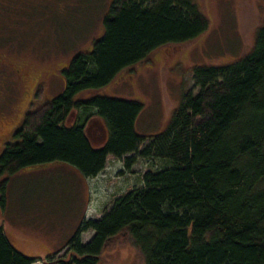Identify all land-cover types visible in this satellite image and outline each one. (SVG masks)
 I'll list each match as a JSON object with an SVG mask.
<instances>
[{"label": "trees", "instance_id": "obj_1", "mask_svg": "<svg viewBox=\"0 0 264 264\" xmlns=\"http://www.w3.org/2000/svg\"><path fill=\"white\" fill-rule=\"evenodd\" d=\"M209 27L200 0H112L103 34L61 71L65 89L28 110L15 139L1 148L0 176L7 177L59 163L96 177L109 156L124 158L127 168L136 154L168 162L145 171L142 186L118 196L100 218H84L47 264H98L109 239L124 230L145 264H264V23L239 59L194 68L198 91L183 95L159 132L137 129L141 100L104 92L150 55ZM93 118L107 128L100 145L86 130ZM38 260L0 226V264Z\"/></svg>", "mask_w": 264, "mask_h": 264}, {"label": "rangeland", "instance_id": "obj_2", "mask_svg": "<svg viewBox=\"0 0 264 264\" xmlns=\"http://www.w3.org/2000/svg\"><path fill=\"white\" fill-rule=\"evenodd\" d=\"M200 1L210 20L208 31L150 55L141 67H133L104 91L132 95L144 103L137 121L141 133L149 135L164 129L183 95L198 91L193 79L196 66L239 59L252 49L257 30L264 23V0ZM111 2L4 1L0 9V55L12 56L27 69L37 70L31 74L37 77V86L28 110H35L65 89L61 71L74 55L88 51L103 34V19ZM21 85L0 62V118H7L0 132L6 131L12 125L9 119L17 118L26 106ZM93 126L98 127L94 122ZM14 139L12 135L8 141ZM1 144L2 140L0 149ZM136 157L132 170L127 169L124 158L109 159L105 169L87 184L73 168L60 163L25 167L11 176H0V198L1 185L7 181L5 205L0 202V226L22 251L39 258L33 264H47V255L66 244L84 218H100L118 196L142 186L145 171L168 166L160 158ZM92 235L93 230L84 232L83 242ZM98 264H145V259L129 231L124 230L109 239Z\"/></svg>", "mask_w": 264, "mask_h": 264}, {"label": "flooded vegetation", "instance_id": "obj_3", "mask_svg": "<svg viewBox=\"0 0 264 264\" xmlns=\"http://www.w3.org/2000/svg\"><path fill=\"white\" fill-rule=\"evenodd\" d=\"M4 1L5 0H0V9L4 7ZM5 55V54H4ZM0 62H2L5 66H7L12 73H14L20 80L21 86L24 87L25 91V101H26V106L23 109V112L21 114L17 115L16 117L8 118L10 121H12V125H9L6 131H1L0 132V140H2L1 148L6 144L9 140V138L14 134L16 129L21 125L23 122L24 116L26 112L28 111L29 106L33 103V91L35 87L37 86V77L32 76V73H35V68H30L27 69L24 67V64L20 62H16V59H14L12 56H2L0 55ZM30 66V65H29ZM32 93V94H31ZM7 118H0V125L4 124V121ZM14 122V125H13ZM1 150V149H0Z\"/></svg>", "mask_w": 264, "mask_h": 264}, {"label": "crops", "instance_id": "obj_4", "mask_svg": "<svg viewBox=\"0 0 264 264\" xmlns=\"http://www.w3.org/2000/svg\"><path fill=\"white\" fill-rule=\"evenodd\" d=\"M114 95H123V94H114ZM89 124H90V126H91V128H90V133H91V136L93 137V141H94V143L95 144H98V145H100V144H102L103 142H102V138H101V136H100V134H101V131L99 130V128L98 127H96V126H93V121H89ZM117 159V157H115V156H109L108 157V160L109 159ZM55 165H58V164H55ZM63 165H65V166H69V167H71V168H73V170L74 171H76V173L81 177V179H82V181L85 183L86 182V184H87V181H88V179H93V178H95V177H91V178H86L82 173H80V171L78 170V169H76L75 167H73V166H71V165H68V164H63ZM132 167H133V165H132ZM132 167H131V170H132ZM122 168V167H121ZM127 169H129V168H127ZM121 170V169H120ZM121 172H122V174H124V170L122 169L121 170ZM98 176V175H97ZM96 176V177H97ZM50 247V246H49ZM53 250V249H52Z\"/></svg>", "mask_w": 264, "mask_h": 264}, {"label": "water", "instance_id": "obj_5", "mask_svg": "<svg viewBox=\"0 0 264 264\" xmlns=\"http://www.w3.org/2000/svg\"><path fill=\"white\" fill-rule=\"evenodd\" d=\"M94 123L97 124V126L99 127V130L101 131V138H102V142H105L107 136H108V132H107V128L103 122L102 119L100 118H96L93 120ZM90 124L87 126L86 130H87V133L89 134L90 138L92 139L93 141V137L91 136V133H90ZM94 142V141H93Z\"/></svg>", "mask_w": 264, "mask_h": 264}]
</instances>
